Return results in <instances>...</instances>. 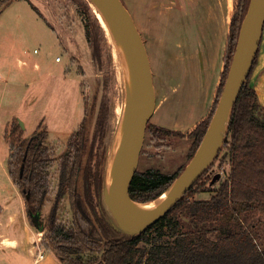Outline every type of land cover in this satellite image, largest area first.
<instances>
[{"label":"trees","instance_id":"obj_1","mask_svg":"<svg viewBox=\"0 0 264 264\" xmlns=\"http://www.w3.org/2000/svg\"><path fill=\"white\" fill-rule=\"evenodd\" d=\"M12 1L0 0V10ZM248 3L249 0H233L220 76L209 111L181 132L183 137L193 138L186 163L210 122ZM81 6L89 37L91 19L98 27L99 24L85 1ZM258 50L259 46L232 106L224 138L213 161L163 217L138 233L118 228L102 201L106 173L100 146L105 133L107 103H102L98 110L99 117L93 123L89 140L81 121L69 134L66 140L69 152L58 167L56 197L65 186L71 220L64 222L58 218V202L54 200L40 245L64 264H264V106L259 104L256 90L249 83ZM20 127L17 121V125L6 130L10 145L6 167L9 179L23 198L26 216L33 224L32 215L43 208L51 193L48 169L53 150L44 142L48 131L43 121L28 136L23 135ZM146 129L170 132L168 128L150 125L149 120ZM216 160L219 169L224 164L229 168L223 179L212 184L211 178L217 172L212 173L210 169ZM185 164L173 172L156 168L136 170L128 187L130 198L155 199L169 187ZM80 170L81 193L76 191ZM204 191L213 193L208 198L195 197L196 193Z\"/></svg>","mask_w":264,"mask_h":264},{"label":"rangeland","instance_id":"obj_2","mask_svg":"<svg viewBox=\"0 0 264 264\" xmlns=\"http://www.w3.org/2000/svg\"><path fill=\"white\" fill-rule=\"evenodd\" d=\"M84 1L89 5L88 0H14L0 10V204L16 217L11 229L19 242L17 251L4 249L3 256L7 259L4 264L32 263L38 242L45 238L43 230L54 200L58 202V218L70 222L72 215L65 186L61 187V193L56 197L59 162L69 152L66 145L69 134L83 121L85 136L89 140L93 123L99 117L98 110L102 103H107L105 133L100 146L104 155L103 171L107 173L114 162L111 154L116 136L120 129L124 132L127 126L126 108L130 103V94L128 83L122 77L120 58L114 52L112 38L108 37L98 19L99 27L91 19L87 37L86 20L80 12ZM228 1L233 3V0ZM231 9L232 4L230 12ZM90 10L94 13L91 6ZM217 32L216 44L213 45L218 42V64L222 58L221 42L222 36L223 43L226 38V26L218 24ZM140 35L148 54L151 47L149 34ZM157 39L161 36L158 38L157 35ZM150 51L154 56L151 62L148 60L152 85L157 87L161 76L158 68L166 66L160 60L158 65L155 50ZM57 56L60 57L58 61ZM178 77L175 82L181 83ZM177 95L178 91L171 93L169 100L158 106L152 119L149 118L150 125H184L189 116L197 115L195 98L187 103L184 98H176ZM160 97L158 93L156 100ZM19 120L23 123V135L26 136L43 121L48 131L44 142L53 150L48 169L51 193L38 213L35 225L26 228L22 225L20 213L23 198L9 179L6 167L10 145L5 133ZM169 130L167 133L145 130L137 170L156 168L173 172L186 163L193 138L183 137L180 131ZM217 164L218 160L211 166L210 172L220 173V176L212 184L223 179L229 168L224 164L219 169ZM103 187L104 184L102 201L109 212L103 199ZM76 191L82 192L81 170L76 180ZM212 193L198 192L195 197L208 198Z\"/></svg>","mask_w":264,"mask_h":264},{"label":"crops","instance_id":"obj_3","mask_svg":"<svg viewBox=\"0 0 264 264\" xmlns=\"http://www.w3.org/2000/svg\"><path fill=\"white\" fill-rule=\"evenodd\" d=\"M124 3L138 31L149 34L150 42L148 43L151 46L147 54L149 62L154 57L150 50H155L157 64H161L160 60L166 66L162 65V69L157 67L161 76H159L157 87L153 85L154 105L150 119L156 113L158 106L163 101L169 100L171 93L178 91L176 98L180 100L184 98L187 103L191 102V98H195L197 115L189 116L184 125H171L165 128L184 132L200 120L212 105L222 66V58L218 64L216 63L218 42L216 46L214 45L218 32L216 34L215 30L218 24H223V27L226 26L227 35L232 3L228 0H124ZM157 35L158 38L161 36V39H157ZM223 40L222 36L221 49L224 51L225 41L223 43ZM223 51L220 52L221 56H223ZM178 76H180L181 83L175 82ZM249 83L256 90L259 104L264 106V26L257 62ZM158 93L161 97L157 101ZM20 213L22 225L25 228L31 227L32 223L26 216L24 203ZM35 215L37 217L38 214ZM15 220L16 217L9 214L8 208L2 205L0 264L7 261L3 256L5 248L11 251L18 250L19 242L11 229ZM33 224L35 225L34 222ZM38 252H41L42 256H38ZM33 258L31 264H64L52 251L42 247L40 242H38V249Z\"/></svg>","mask_w":264,"mask_h":264},{"label":"water","instance_id":"obj_4","mask_svg":"<svg viewBox=\"0 0 264 264\" xmlns=\"http://www.w3.org/2000/svg\"><path fill=\"white\" fill-rule=\"evenodd\" d=\"M102 1L117 18L123 30L132 55L139 90V106L130 138L105 174L103 199L118 228L127 233H138L163 217L204 172L217 154L228 126L232 106L246 81L257 53L264 26V0H249L223 88L206 131L192 157L165 190H169L166 198L146 216L140 215L132 207L128 187L137 170L146 124L154 105L148 57L140 32L123 1ZM19 123L23 126L21 120ZM219 176L220 173H215L210 183ZM112 192H115L117 202L112 199ZM32 220L36 223L35 214L32 215ZM120 222L128 226V229L123 228Z\"/></svg>","mask_w":264,"mask_h":264},{"label":"bare ground","instance_id":"obj_5","mask_svg":"<svg viewBox=\"0 0 264 264\" xmlns=\"http://www.w3.org/2000/svg\"><path fill=\"white\" fill-rule=\"evenodd\" d=\"M88 1L100 25L105 30L108 37L112 38L114 52L117 53V56L120 58L121 61L123 73L122 77H124V80L128 83L129 87L130 103L126 108V121L128 120V122L124 132H122V129L119 130L112 146L111 157L113 160H115V158L120 154V152L123 150L130 138L131 130L139 106L138 83L134 71L132 55L123 30L117 18L108 9V7L104 4L102 0ZM168 193L169 190L165 191L163 194L150 201L131 200V205L134 210L140 215L146 216L155 206L160 204L166 198ZM112 199L114 200V202H117L115 192H112ZM120 224L123 228L128 229V226H126L124 223L120 222Z\"/></svg>","mask_w":264,"mask_h":264},{"label":"flooded vegetation","instance_id":"obj_6","mask_svg":"<svg viewBox=\"0 0 264 264\" xmlns=\"http://www.w3.org/2000/svg\"><path fill=\"white\" fill-rule=\"evenodd\" d=\"M19 124H20V123H19ZM20 126H21V124H20ZM20 129H22V132L25 131V130H24V126H21ZM33 131H34V130H33ZM33 131H32V132H33ZM32 132H31V133H32ZM31 133H30V134H31ZM30 134H29V135H30ZM40 211H41V210H40ZM40 211H39V212H40ZM39 212H37V213H35V214H38Z\"/></svg>","mask_w":264,"mask_h":264},{"label":"built area","instance_id":"obj_7","mask_svg":"<svg viewBox=\"0 0 264 264\" xmlns=\"http://www.w3.org/2000/svg\"><path fill=\"white\" fill-rule=\"evenodd\" d=\"M60 59L59 56L56 57V60L58 61ZM39 239V238H38ZM38 256H42V253L41 252H38Z\"/></svg>","mask_w":264,"mask_h":264}]
</instances>
